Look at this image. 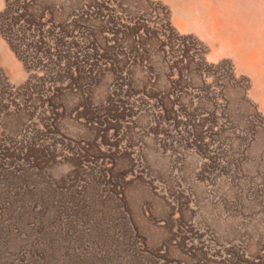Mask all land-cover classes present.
Returning <instances> with one entry per match:
<instances>
[{"label":"rangeland","instance_id":"obj_1","mask_svg":"<svg viewBox=\"0 0 264 264\" xmlns=\"http://www.w3.org/2000/svg\"><path fill=\"white\" fill-rule=\"evenodd\" d=\"M9 2L0 264H264V0Z\"/></svg>","mask_w":264,"mask_h":264},{"label":"trees","instance_id":"obj_2","mask_svg":"<svg viewBox=\"0 0 264 264\" xmlns=\"http://www.w3.org/2000/svg\"><path fill=\"white\" fill-rule=\"evenodd\" d=\"M10 7H11V4H10V2L8 0V3H7V6H6V9H5V12L10 13L11 12V8ZM109 9L110 8H107V7H104L103 6V3L101 2V0H91V3L88 2L86 5L80 6V8L77 9V11L79 10L80 13L78 14L79 15L78 20H77L78 21V26H76V27H78V29L81 28V27H83L84 25L82 23L85 22L89 17L93 16V14L95 13V11L98 10V13L101 16H104V15L105 16H108L107 22L110 23V26L104 27L102 29V31L105 32L107 30L114 29L115 26H119L117 28V30L114 29L113 31L114 32H119V31L122 30L123 27H125V28H127L125 30H127L129 34H134V35H137L138 36L139 35V31H141L144 27L149 26V24H150L151 21H155V20H153V17H155V19H157V18H159V16H162V14L160 12H156V14L154 16L153 14L150 15L147 11H145L144 13L138 14V15L132 14L131 16H129L127 18V20L128 19L129 20L126 21L125 23H123L124 14L118 13L116 11V9H114V10L112 9L111 10V13L109 12L110 14L107 13V12H105V10H109ZM165 16L169 18V15L165 14ZM162 17H164V16H162ZM81 25H83V26H81ZM162 28H160V29H153L152 30V33H154V34L157 35V37H158L159 41L162 43V45H166L168 43H171L170 41L172 40V38L173 39L177 38L179 40V37L180 36L178 35V32L175 29H172L170 31V33H168V31L166 29L164 30ZM60 31H62V30H60ZM64 31H65V33H63V35L64 36H67L68 33H69V31L68 30H64ZM147 31H150V29H147ZM163 36H165V37L162 38ZM177 43H179V42H177ZM177 43L172 44V46H174V45L176 46ZM181 43H182V45L181 44L180 45L183 47V49H182L183 52L184 53L187 52V50L189 49L190 45L189 44H186L185 41H183ZM106 55H107V53L105 52V53L100 54L99 57L101 59H105V58H107ZM91 56H92V58H91ZM89 60H93L94 61V58H93V55L87 53V61H85V64ZM114 70H115V73L118 74V78H121L123 76L124 71L122 70V68H115ZM120 86L122 87L123 84H121ZM131 93H133V92H131ZM77 153L78 152L73 153L72 158L75 159L77 163L79 161V163L77 164V166L79 167V166H81L80 165V162L84 163L85 161L80 160V156L79 155L77 156ZM5 155L6 154H4V156ZM0 156H2V155H0ZM13 183H18L19 184L18 181L13 182ZM54 188H56V187H54ZM56 192H57V189L56 190H53V188H50L49 193H48V197L47 198L44 197V200L46 202H49L51 200V198H53L51 196H53L54 194H56ZM7 202H9V200L7 199V196H2L0 198V203H7ZM44 225H47V223L44 222ZM133 249H135V248H133ZM137 264H140V263L137 262Z\"/></svg>","mask_w":264,"mask_h":264},{"label":"crops","instance_id":"obj_3","mask_svg":"<svg viewBox=\"0 0 264 264\" xmlns=\"http://www.w3.org/2000/svg\"><path fill=\"white\" fill-rule=\"evenodd\" d=\"M214 18L216 19L215 15H214ZM218 21V20H217ZM218 23V22H217ZM243 58H244V61L245 62H253L255 61V59L257 58L256 57V54L254 55V52L249 54L248 56L247 55H243Z\"/></svg>","mask_w":264,"mask_h":264}]
</instances>
